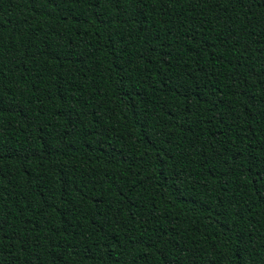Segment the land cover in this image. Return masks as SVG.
<instances>
[{
  "label": "trees",
  "instance_id": "1",
  "mask_svg": "<svg viewBox=\"0 0 264 264\" xmlns=\"http://www.w3.org/2000/svg\"><path fill=\"white\" fill-rule=\"evenodd\" d=\"M0 264H264V0H0Z\"/></svg>",
  "mask_w": 264,
  "mask_h": 264
}]
</instances>
